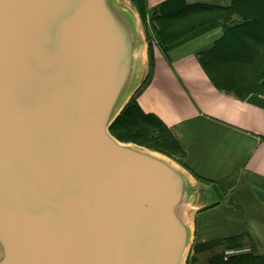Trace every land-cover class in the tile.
<instances>
[{
	"label": "water",
	"instance_id": "water-1",
	"mask_svg": "<svg viewBox=\"0 0 264 264\" xmlns=\"http://www.w3.org/2000/svg\"><path fill=\"white\" fill-rule=\"evenodd\" d=\"M135 20L122 0H0V264H187L191 177L110 132Z\"/></svg>",
	"mask_w": 264,
	"mask_h": 264
},
{
	"label": "crops",
	"instance_id": "crops-1",
	"mask_svg": "<svg viewBox=\"0 0 264 264\" xmlns=\"http://www.w3.org/2000/svg\"><path fill=\"white\" fill-rule=\"evenodd\" d=\"M167 1L148 0L149 10ZM185 2L232 5V0ZM126 6L140 37L136 93L150 73L149 45L137 10L129 0ZM221 38L220 29L168 53L155 47L153 75L138 104L170 129L185 155L181 160L193 186L186 209L193 243L249 237L255 251L264 253V108L220 91L202 68L198 52ZM239 253L228 251L226 257Z\"/></svg>",
	"mask_w": 264,
	"mask_h": 264
},
{
	"label": "trees",
	"instance_id": "trees-1",
	"mask_svg": "<svg viewBox=\"0 0 264 264\" xmlns=\"http://www.w3.org/2000/svg\"><path fill=\"white\" fill-rule=\"evenodd\" d=\"M129 1L144 26L150 73L110 132L122 143L154 150L186 168L181 160L185 155L170 129L138 104L153 75L154 48L168 53L221 29L222 38L211 49L198 52V61L217 89L264 108V0H232L228 8L168 0L152 12L148 0ZM228 251L240 253L226 257ZM187 264H264V253L255 251L249 237L194 243Z\"/></svg>",
	"mask_w": 264,
	"mask_h": 264
},
{
	"label": "rangeland",
	"instance_id": "rangeland-1",
	"mask_svg": "<svg viewBox=\"0 0 264 264\" xmlns=\"http://www.w3.org/2000/svg\"><path fill=\"white\" fill-rule=\"evenodd\" d=\"M122 1H124V4L125 5H127L128 4V0H122ZM144 148V147H143ZM146 149H148V148H146ZM148 150H150V149H148ZM150 151H153V152H156V151H154V150H150ZM156 153H159V152H156ZM159 154H161V153H159ZM163 155V154H162ZM167 157V156H166ZM171 159V158H170ZM180 159V158H179ZM174 161V160H173ZM179 164V163H178ZM180 165V164H179ZM192 244H194L193 242H192ZM191 243H190V247H191V245H192Z\"/></svg>",
	"mask_w": 264,
	"mask_h": 264
}]
</instances>
